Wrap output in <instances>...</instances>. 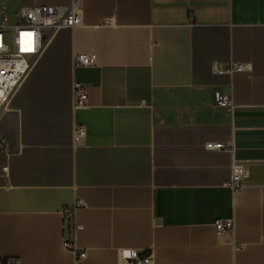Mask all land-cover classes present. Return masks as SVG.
I'll list each match as a JSON object with an SVG mask.
<instances>
[{"label":"crops","instance_id":"obj_1","mask_svg":"<svg viewBox=\"0 0 264 264\" xmlns=\"http://www.w3.org/2000/svg\"><path fill=\"white\" fill-rule=\"evenodd\" d=\"M71 2L0 0V25L3 6L14 26L22 6ZM79 7L82 24L56 35L0 114V258L125 264L120 251L133 249L152 264H264V0ZM78 54L96 65L75 67ZM215 62L246 68L217 74ZM229 142L232 152L206 149ZM233 163L249 169L237 192ZM78 200L74 234L63 212ZM218 220L234 229L218 235Z\"/></svg>","mask_w":264,"mask_h":264},{"label":"built area","instance_id":"obj_2","mask_svg":"<svg viewBox=\"0 0 264 264\" xmlns=\"http://www.w3.org/2000/svg\"><path fill=\"white\" fill-rule=\"evenodd\" d=\"M6 7L2 8L3 23L0 25V114L13 94L28 77L34 66L44 53L48 44L63 29H75L82 24V13L79 7V0H72L66 7L61 6H22L17 16L19 23L9 26L7 23ZM109 24V23H107ZM97 63L96 54H78L74 57L75 67H90ZM246 67L241 64H231L224 69L220 63H213V71L217 74L242 71ZM75 105L86 107L88 95L81 83L74 85ZM216 106L234 110V103L230 96L222 92L214 93ZM86 137L84 126H76L74 142L80 145ZM7 145L5 138L0 136V152L4 151ZM208 150H223L232 152V143H207ZM9 173V168H0V178ZM249 176V169L246 165L233 163L231 166V180L227 183L232 191L237 192L243 186V181ZM81 200L64 210L65 219L72 224V231L81 229L75 223V211L82 206ZM218 235H224L234 229L233 220H218L215 223ZM64 246L75 251L74 240H65ZM85 254H81L83 258ZM120 257L125 264H152L153 259L148 252H140L133 249H122ZM0 264H20L16 257L0 258Z\"/></svg>","mask_w":264,"mask_h":264}]
</instances>
